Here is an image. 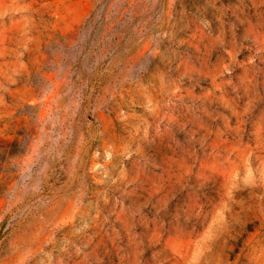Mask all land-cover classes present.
Segmentation results:
<instances>
[{
    "label": "rangeland",
    "instance_id": "rangeland-1",
    "mask_svg": "<svg viewBox=\"0 0 264 264\" xmlns=\"http://www.w3.org/2000/svg\"><path fill=\"white\" fill-rule=\"evenodd\" d=\"M0 264H264V0H0Z\"/></svg>",
    "mask_w": 264,
    "mask_h": 264
}]
</instances>
